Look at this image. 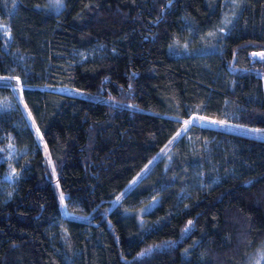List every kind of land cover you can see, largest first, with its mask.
<instances>
[{"label":"trees","instance_id":"obj_1","mask_svg":"<svg viewBox=\"0 0 264 264\" xmlns=\"http://www.w3.org/2000/svg\"><path fill=\"white\" fill-rule=\"evenodd\" d=\"M58 6L0 0V264H244L264 139L184 125L264 130V0Z\"/></svg>","mask_w":264,"mask_h":264},{"label":"rangeland","instance_id":"obj_2","mask_svg":"<svg viewBox=\"0 0 264 264\" xmlns=\"http://www.w3.org/2000/svg\"><path fill=\"white\" fill-rule=\"evenodd\" d=\"M58 5L59 4L56 3V0H49V6L55 7ZM60 8H61V4H60V6L56 7L55 9L59 10ZM0 79L9 80V78H4V77H0ZM263 82H264V80H263ZM61 90L62 91L68 90V88L61 89ZM200 118H204V119L201 120ZM31 119H32V117H31ZM213 120H215V119L208 118V117H205L202 115H193L192 117H190L187 120V121H192V123H189L187 125L185 124L184 128H187L192 124H198L201 126L217 127L219 124H215V125L212 124L211 121H213ZM32 124L35 126V123L33 120H32ZM225 127H227L231 131H237V132L244 133L246 135L255 136V137L264 139V130H261L258 128L247 127V126L237 125V124H233V123H225ZM157 201L158 200L156 199L153 202H151L150 204L142 207L139 210V213L142 214V213L148 211L149 209H151L153 207V205ZM65 214L70 215V213L68 211H66ZM244 264H264V241L259 244V246L255 249V251L247 258V260Z\"/></svg>","mask_w":264,"mask_h":264},{"label":"snow or ice","instance_id":"obj_3","mask_svg":"<svg viewBox=\"0 0 264 264\" xmlns=\"http://www.w3.org/2000/svg\"><path fill=\"white\" fill-rule=\"evenodd\" d=\"M61 2V0H56V3L59 4ZM201 120H203L204 118H200ZM189 123H192V121H185V124H189ZM212 124H219V125H224L226 123V121H223V120H213L211 121ZM38 131V130H37ZM177 135H180L179 133ZM163 151V150H162ZM65 197L63 195V193H61V196H60V200H61V204L63 205V201H64ZM120 197H117V200H119ZM189 224H191V221H189Z\"/></svg>","mask_w":264,"mask_h":264}]
</instances>
